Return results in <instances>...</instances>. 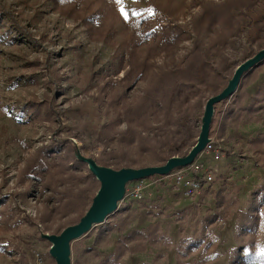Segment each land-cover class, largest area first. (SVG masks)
Wrapping results in <instances>:
<instances>
[{"label": "rangeland", "instance_id": "374dc122", "mask_svg": "<svg viewBox=\"0 0 264 264\" xmlns=\"http://www.w3.org/2000/svg\"><path fill=\"white\" fill-rule=\"evenodd\" d=\"M203 1L224 0H0V264H55L41 234L57 235L73 225V210H85L99 188L86 169L64 171L59 159L48 158L25 172L27 162L39 163L32 158L42 146L56 141L61 154L73 146L93 159L106 151L115 170L160 166L189 152L207 99L223 89L240 63L264 48V0H256L200 32L207 62L198 68L197 82L171 96L167 114L155 118L148 112L138 125L131 118L135 105L161 70L183 64L195 37L191 22ZM141 15L148 17L151 30L170 21L188 28L190 38L168 51L162 43L149 42L129 52V24ZM142 63L146 70L137 78ZM263 84L264 61L243 75L237 90L251 95ZM229 103L214 107L210 137L217 152L203 150L196 159L213 177L199 194L187 196L176 183L185 167L144 179L138 195L133 193L136 181L126 185L116 212L133 211L127 230L159 221L172 246L127 252L120 264H175L179 227L191 235L206 210L223 214L222 204L213 199L218 190L235 195L236 209L248 212L251 223L236 235L231 209L229 220L210 227L216 246L204 252L200 247L184 263L227 264L230 250L241 244L246 248L238 264H264V167L256 165L262 158L248 148L264 131V116L221 131L220 116ZM67 197L74 204L63 210ZM104 225L71 243V264H97L113 251L120 234H100ZM249 247L254 263L246 260Z\"/></svg>", "mask_w": 264, "mask_h": 264}, {"label": "trees", "instance_id": "16d2710c", "mask_svg": "<svg viewBox=\"0 0 264 264\" xmlns=\"http://www.w3.org/2000/svg\"><path fill=\"white\" fill-rule=\"evenodd\" d=\"M58 1L59 0H54L55 3ZM232 1L233 0H224L220 3L203 1V3H201V10L191 22V33L195 36L191 49L187 53L181 66L168 70H161L145 89L144 95L140 102L135 105L134 112L131 115V118H133L138 125L142 124L139 119L146 118L148 112L153 114L155 118H157L159 114H167L169 112L171 96L177 91L183 92L190 90L193 84L197 82L198 68L207 62V55L199 39L200 32L207 31L219 22L230 18L232 12L235 10H240L242 8L246 9L254 5L256 0L253 2H251V0H234L235 3L233 4L231 3ZM147 18L148 17L145 15L131 18L129 24L131 36L127 41L129 52L135 51L137 46L149 42L162 43V50L168 51L175 48L183 40L190 38L188 28H184L170 21L160 22L159 27L151 30L148 26ZM84 23L88 24L89 19L84 18ZM141 65V69H139L137 73V78H141L146 70L143 67L144 64L142 63ZM226 84L224 83V87ZM227 102L231 103L227 105L224 113L220 116L219 129L221 131L224 130L227 124L237 125L238 123L249 120L258 121L260 117L264 116V84L255 89L251 95H247L243 90H236L231 97L222 101L223 104ZM126 119V130H130L131 125L129 124V118L127 117ZM215 125L216 121L214 114L209 130V137L212 135V130ZM198 134L195 138L198 137ZM58 146L59 144L56 141L49 145L42 146L32 158H38L37 160L39 163L36 164V161H34V163L30 165L29 162H27L24 171H28L32 166L34 169L39 168L43 163L47 162L48 158L54 160L59 159L58 167L64 171L81 168L88 171L87 165L76 159L73 146L67 147L63 154L56 151L59 149ZM248 148L253 155H258L262 158L261 163H259L260 165H256L264 167V131L250 141ZM109 154L110 153L106 151L101 153L99 158L95 159L96 163L104 167H114L115 163ZM121 168L123 167H118L117 170ZM97 190L98 188L96 191ZM96 191H94L91 196L85 210H73L76 214V222L74 224H76L87 211ZM213 199L216 205L222 204L223 214L211 211L210 209L206 210L204 215L191 227V235H186L184 229L179 227L180 239L175 244L174 248L175 264H185L184 260L196 253L200 247H202L203 252L207 251L212 245L215 247L216 243L214 242L216 237L211 232L210 227L216 224V220L219 222H226L229 220L231 218V209L235 211L234 230L236 235L242 233V230H245L248 224L251 223V216L248 212L236 209L238 200L231 192L224 193L218 190L213 195ZM69 200H71V198L69 199L67 197L66 202L62 205L63 210H66L70 203ZM10 212L12 213L13 211L10 210ZM10 212L8 214H10ZM132 216L133 211L127 207L120 212H115L106 219L104 227L99 229L100 234L107 236L115 231L120 234V237L117 239L113 251L99 259L97 264H120V259L127 252L143 253L148 247H156L157 245L172 246L170 237L161 229L159 221L150 223L144 228L127 230ZM10 217L12 218V216ZM60 232L61 230L58 231L57 234ZM245 248L246 247L241 244L232 248L228 255L227 264H238L240 253ZM253 255L254 251L252 247L247 248L246 260L248 263H254V259L256 258H254Z\"/></svg>", "mask_w": 264, "mask_h": 264}, {"label": "water", "instance_id": "95a60500", "mask_svg": "<svg viewBox=\"0 0 264 264\" xmlns=\"http://www.w3.org/2000/svg\"><path fill=\"white\" fill-rule=\"evenodd\" d=\"M262 61H264V48L240 63L227 81L226 86L219 93L207 99L201 117L198 137L185 156H172L160 166L115 170L98 165L95 159L85 157L75 149L76 159L87 165L90 174L98 181L99 188L92 198L89 208L76 224L65 227L57 235L41 234V238L50 243L49 254L54 259L55 264H71V243L84 237L94 226L104 223L110 215L116 212L118 202L123 199L128 183L153 176H166L174 169L192 164L209 142V130L215 105L231 97L236 92L243 75Z\"/></svg>", "mask_w": 264, "mask_h": 264}, {"label": "built area", "instance_id": "2783aa9c", "mask_svg": "<svg viewBox=\"0 0 264 264\" xmlns=\"http://www.w3.org/2000/svg\"><path fill=\"white\" fill-rule=\"evenodd\" d=\"M215 146L217 145L210 137L209 142L204 148V151L217 152V147ZM196 159L191 165L185 167L186 174L177 175V177H175L176 183L181 184V188L183 189L184 194L187 196L199 194L202 188V184L210 183L213 180V177L208 172V170L204 169L202 164H199V162ZM155 177L158 176H153L150 179H155ZM143 181L144 179L136 181L138 184L135 190L133 191V193L137 195L140 193V191L144 188V186L142 185Z\"/></svg>", "mask_w": 264, "mask_h": 264}]
</instances>
